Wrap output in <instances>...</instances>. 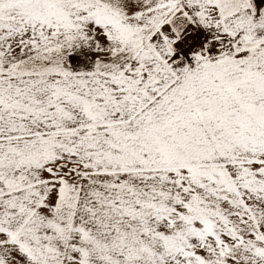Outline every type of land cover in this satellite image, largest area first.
<instances>
[{
	"label": "snow or ice",
	"instance_id": "snow-or-ice-1",
	"mask_svg": "<svg viewBox=\"0 0 264 264\" xmlns=\"http://www.w3.org/2000/svg\"><path fill=\"white\" fill-rule=\"evenodd\" d=\"M0 264H264V0H0Z\"/></svg>",
	"mask_w": 264,
	"mask_h": 264
}]
</instances>
